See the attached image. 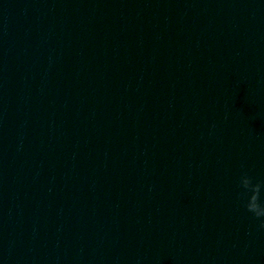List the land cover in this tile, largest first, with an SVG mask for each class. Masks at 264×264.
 I'll return each mask as SVG.
<instances>
[{"label": "water", "instance_id": "1", "mask_svg": "<svg viewBox=\"0 0 264 264\" xmlns=\"http://www.w3.org/2000/svg\"><path fill=\"white\" fill-rule=\"evenodd\" d=\"M264 0H0V264H264Z\"/></svg>", "mask_w": 264, "mask_h": 264}, {"label": "clouds", "instance_id": "2", "mask_svg": "<svg viewBox=\"0 0 264 264\" xmlns=\"http://www.w3.org/2000/svg\"><path fill=\"white\" fill-rule=\"evenodd\" d=\"M238 199L244 209L255 220L260 221V227L264 228V180H259L242 171L237 178Z\"/></svg>", "mask_w": 264, "mask_h": 264}]
</instances>
